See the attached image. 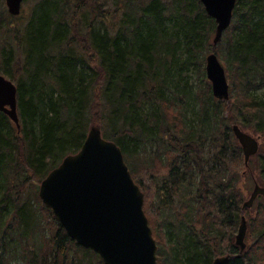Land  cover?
I'll use <instances>...</instances> for the list:
<instances>
[{
    "label": "trees",
    "instance_id": "obj_1",
    "mask_svg": "<svg viewBox=\"0 0 264 264\" xmlns=\"http://www.w3.org/2000/svg\"><path fill=\"white\" fill-rule=\"evenodd\" d=\"M4 1L0 74L17 86L20 128L0 111V264H106L39 195L95 123L144 192L158 264H213L224 254L230 264H264V199L242 208L246 168L233 132L238 124L264 140V0H237L216 46V21L200 0H24L19 26ZM212 52L229 100L207 79ZM256 157L264 186V142L250 166Z\"/></svg>",
    "mask_w": 264,
    "mask_h": 264
},
{
    "label": "water",
    "instance_id": "obj_2",
    "mask_svg": "<svg viewBox=\"0 0 264 264\" xmlns=\"http://www.w3.org/2000/svg\"><path fill=\"white\" fill-rule=\"evenodd\" d=\"M217 23L214 45L230 27L237 0H200ZM10 14L22 11L23 0H6ZM206 74L216 98L228 100L229 83L225 68L216 53L207 56ZM0 111L20 127L17 108V86L0 74ZM242 146L245 165L260 147L259 138L233 125ZM39 195L52 209L69 236L100 254L106 264H158L157 242L144 211V193L134 181L123 151L112 140L105 139L92 127L75 154L64 158L42 181ZM264 186L256 183L242 208H251ZM247 220L242 221L236 244L242 253L247 247ZM229 255L216 257L213 264H230Z\"/></svg>",
    "mask_w": 264,
    "mask_h": 264
},
{
    "label": "rangeland",
    "instance_id": "obj_3",
    "mask_svg": "<svg viewBox=\"0 0 264 264\" xmlns=\"http://www.w3.org/2000/svg\"><path fill=\"white\" fill-rule=\"evenodd\" d=\"M4 4L6 5V0L4 1ZM6 7H7V5H6ZM29 10H30V4L29 3H23V12H22V14L20 16L12 17V19H11L12 22H14L18 26L21 25L22 21H24L26 19V17L28 16ZM94 126L99 128V124L98 123H95ZM244 130L249 132V133H251L255 137L260 136V140L259 141H260L261 144L264 142V140H263V138L261 137L260 134H257L255 132H253L251 129H246L245 128ZM258 166H260V162H259L258 157H256V158H254L252 160L251 166L249 168L245 167L246 169L243 170L244 173L242 171V174L244 176H243V179H242V182L240 183V185L242 186V190H244L245 200H247L248 197L250 196V193H251V191L254 188L255 182L259 183V181L257 180L258 179V173H259ZM237 170L240 171L239 167L237 168ZM258 204H259V202L258 203L256 202V204L254 205L253 209L256 210L257 207H258Z\"/></svg>",
    "mask_w": 264,
    "mask_h": 264
},
{
    "label": "bare ground",
    "instance_id": "obj_4",
    "mask_svg": "<svg viewBox=\"0 0 264 264\" xmlns=\"http://www.w3.org/2000/svg\"><path fill=\"white\" fill-rule=\"evenodd\" d=\"M216 34V33H215ZM224 35V34H223ZM223 35H222V37H223Z\"/></svg>",
    "mask_w": 264,
    "mask_h": 264
}]
</instances>
